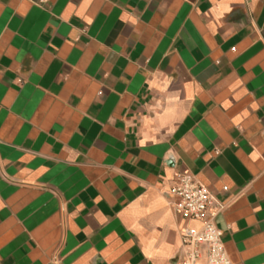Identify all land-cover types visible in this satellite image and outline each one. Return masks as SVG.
Segmentation results:
<instances>
[{"label": "crops", "instance_id": "crops-1", "mask_svg": "<svg viewBox=\"0 0 264 264\" xmlns=\"http://www.w3.org/2000/svg\"><path fill=\"white\" fill-rule=\"evenodd\" d=\"M37 1L0 0V264H174L183 169L264 264V0Z\"/></svg>", "mask_w": 264, "mask_h": 264}, {"label": "built area", "instance_id": "built-area-1", "mask_svg": "<svg viewBox=\"0 0 264 264\" xmlns=\"http://www.w3.org/2000/svg\"><path fill=\"white\" fill-rule=\"evenodd\" d=\"M49 0H38L45 4ZM170 207L186 221L174 264H233L216 220L223 202L189 169L179 170L166 192Z\"/></svg>", "mask_w": 264, "mask_h": 264}]
</instances>
